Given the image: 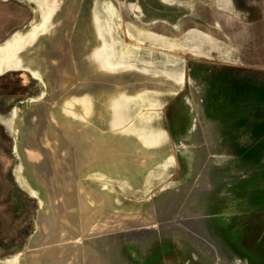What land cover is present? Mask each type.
<instances>
[{
	"label": "rangeland",
	"instance_id": "rangeland-1",
	"mask_svg": "<svg viewBox=\"0 0 264 264\" xmlns=\"http://www.w3.org/2000/svg\"><path fill=\"white\" fill-rule=\"evenodd\" d=\"M77 6L73 21L70 17L64 21L65 25L71 21L66 37L75 41L77 48L73 42L66 45L65 77L63 85L56 84L55 97L40 99L36 103L42 105L29 110L24 107L28 96L37 99L42 85L26 77L18 81L4 75L0 79V111L10 112L15 105L32 115L39 113L32 119V159L38 162V170L44 171L47 185L41 184L45 191L63 192L66 198L77 199L76 208L65 211L66 222L70 224L79 212V237L153 226L157 220L153 216L156 206L162 202L170 205L176 196L175 190L168 191L167 186L192 177V166H205L193 161L198 154L190 146L191 113L183 101L185 94L189 95L190 75L195 83L200 80L198 84H202L200 100L206 112L216 117L222 115L218 112L221 109L227 114L222 139L227 140L232 153L214 161L224 173L232 174L231 168L239 163L241 169L244 166L256 174L251 178L239 174L232 177L225 190L227 194L220 197L216 195L223 177L221 184L213 186L212 206L207 212L212 222L218 215L221 222L208 223L242 264H264V73L224 68L225 64L204 62L201 55L186 50L198 42L206 43L207 34L198 30L203 29V22L197 19L184 25L178 23L173 33L184 26L187 29L173 36L170 32L149 31L147 21L138 19L140 23L130 18L120 0H80ZM129 6L132 11H139L135 4ZM33 12L16 0H8L0 8V28L8 30L5 35L23 28L25 21L34 17ZM20 13H25V19L17 23L14 17ZM155 24L152 29H165ZM3 52H9L8 48ZM229 53V57H236L234 52ZM161 66L173 68L167 77L176 79L177 94L155 95L162 83L167 84L165 88L169 85L155 72ZM50 70L43 71L47 76L51 72V77L63 72L60 67ZM220 77L223 79L219 80ZM180 141L182 147H178ZM12 144L3 131L0 258L24 248L38 256L46 255L50 249L42 243L31 247L34 237L38 236L39 243L43 236L40 210L12 179ZM40 172L38 176L43 177ZM254 176L263 180L260 187ZM218 202L220 211L215 209ZM170 244L157 241L151 254L135 255L138 259L134 261L169 264ZM132 250L127 245L120 249L126 257ZM87 262L84 260L83 264Z\"/></svg>",
	"mask_w": 264,
	"mask_h": 264
},
{
	"label": "crops",
	"instance_id": "crops-1",
	"mask_svg": "<svg viewBox=\"0 0 264 264\" xmlns=\"http://www.w3.org/2000/svg\"><path fill=\"white\" fill-rule=\"evenodd\" d=\"M7 1L0 0V8ZM16 1L34 10V17L28 22L25 21L23 28H15L7 35L5 34L8 30L4 32L0 28V79L4 75H11L18 81L26 77L28 81L41 84L43 90L40 91L37 99L28 96V101L24 104V107L31 110L36 105H42L36 101L43 98L45 99L41 101H45L49 97H55L58 93L56 84L63 85L66 45L73 42L72 44L77 48L76 42L67 37L70 23L73 21L80 0ZM120 1L130 18L135 21L146 20L150 25L149 31H158L161 34L162 31H165L176 36L183 31L185 33L187 29L184 26L179 32L173 33L174 27L178 23L184 25L190 19L202 21L203 29L198 27V30L207 34L206 43L197 41L196 45L191 46L190 49L185 48L186 50L194 52L195 55H201L199 57L204 62L225 64L224 68L264 73V0ZM131 3L135 4L139 11H132L129 6ZM82 12L84 13L83 10ZM85 15L86 13H84ZM36 16L38 17L37 21ZM69 17L71 21L65 25L64 21ZM24 19L25 13L14 17V21L17 23ZM155 23L162 25L165 29H152L155 27ZM193 28L196 27L191 29ZM186 32L193 33L191 30ZM66 41L68 42L66 43ZM6 48L9 52L4 53ZM229 52H234L236 57H229L231 56ZM68 60L71 61L69 58ZM59 67L63 69L59 76L53 74L51 77V72L47 76V72L43 71L47 68L56 70ZM188 67L191 70V67ZM172 70L173 68L161 66L155 71L158 76L169 82L167 88H165L167 84L162 83L161 90L155 92L156 96H159L161 92H168L169 95L165 94V96L177 94L179 87L176 86V79H173L172 76L167 77V74ZM41 75L42 78H39ZM189 78V95L186 93L183 101L191 113L189 127L192 139L190 146L194 151L196 149L195 153L198 154L196 160L193 161L205 163V166H202L201 169L199 166H192L190 170L192 177L187 178L186 183H184L187 180L185 178L167 186L168 191L175 190L176 196L172 198V204L162 202L156 206V213L153 214L157 219L156 224L110 235L79 237V212L77 211L74 218L70 220V224L66 222L68 216L65 211L76 208L77 204L74 198H66L63 192L54 194L43 189L41 183L47 185L45 174L44 171L40 172L36 167L38 162H33L29 145L33 130L34 120L32 119L39 113L36 111L32 115L28 110L18 106L14 107L15 105L10 112H7V109L6 112L0 111V144L3 131L13 143L12 179L28 197L34 199L35 205L38 204L36 209L40 210L38 219L42 221L39 222V226L43 236L40 237L39 243H36L38 236L34 237L31 247L42 243L44 247L50 249L48 254L38 256L31 253L32 251L26 252L27 248H24L14 254L1 257L0 264H83L84 260L88 261L86 264H137V261H134L138 259L137 256L145 257L151 254L157 241L174 245L171 247L170 244L171 246L168 247L171 248V255L167 259L169 264H194V262L196 264H242L237 254L230 251L231 248L214 231L215 227H212L214 220L219 222V215L215 216L212 222V216H209L207 211H210V206H212L213 186L221 184L222 177L223 183L218 186L219 192H216L219 196L216 195L217 197L227 194L226 187L232 177L234 178L237 174L242 178H251L252 174H256L242 165L241 169L239 163L234 169L231 168L232 174L224 173L221 166L216 164L215 158L219 161L223 159L222 157L232 153L227 147V140L222 139L223 125L227 114L224 112L225 110L220 109L218 112L222 115L216 117L209 115L201 104L202 84H198L200 80L195 83L193 76L189 75ZM222 79L220 77L219 80ZM244 83L241 82V85ZM146 85L150 87V84ZM17 101L19 102V99ZM182 146V142H178V147ZM5 164L8 166L7 161ZM39 172L43 177L38 176ZM255 178L256 181H259L257 187H260L263 180H260L258 176ZM18 185L17 187L20 189ZM215 209L220 211V202L217 203ZM210 220L212 224L208 223ZM77 236L75 241L63 244ZM124 245L134 250L128 257L120 251Z\"/></svg>",
	"mask_w": 264,
	"mask_h": 264
},
{
	"label": "water",
	"instance_id": "water-1",
	"mask_svg": "<svg viewBox=\"0 0 264 264\" xmlns=\"http://www.w3.org/2000/svg\"><path fill=\"white\" fill-rule=\"evenodd\" d=\"M78 203L77 199H76V204Z\"/></svg>",
	"mask_w": 264,
	"mask_h": 264
},
{
	"label": "bare ground",
	"instance_id": "bare-ground-1",
	"mask_svg": "<svg viewBox=\"0 0 264 264\" xmlns=\"http://www.w3.org/2000/svg\"><path fill=\"white\" fill-rule=\"evenodd\" d=\"M6 57V56H5ZM16 181L14 180V183H15Z\"/></svg>",
	"mask_w": 264,
	"mask_h": 264
}]
</instances>
